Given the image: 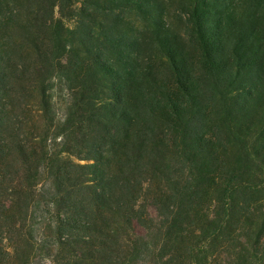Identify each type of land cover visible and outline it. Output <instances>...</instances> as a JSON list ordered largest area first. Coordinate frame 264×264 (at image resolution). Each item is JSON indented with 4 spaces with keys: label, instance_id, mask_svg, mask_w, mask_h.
Segmentation results:
<instances>
[{
    "label": "trees",
    "instance_id": "trees-1",
    "mask_svg": "<svg viewBox=\"0 0 264 264\" xmlns=\"http://www.w3.org/2000/svg\"><path fill=\"white\" fill-rule=\"evenodd\" d=\"M0 264H264V0H0Z\"/></svg>",
    "mask_w": 264,
    "mask_h": 264
},
{
    "label": "rangeland",
    "instance_id": "rangeland-1",
    "mask_svg": "<svg viewBox=\"0 0 264 264\" xmlns=\"http://www.w3.org/2000/svg\"><path fill=\"white\" fill-rule=\"evenodd\" d=\"M175 23H176L175 26H176L177 29L183 28V22H182V20H176Z\"/></svg>",
    "mask_w": 264,
    "mask_h": 264
}]
</instances>
